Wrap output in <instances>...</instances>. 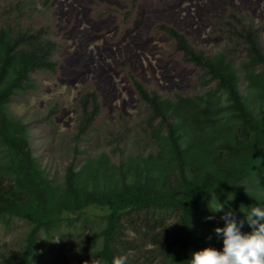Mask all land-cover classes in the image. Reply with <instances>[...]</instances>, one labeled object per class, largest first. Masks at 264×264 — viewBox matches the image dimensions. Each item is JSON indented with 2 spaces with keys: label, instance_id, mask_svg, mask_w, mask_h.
<instances>
[{
  "label": "rangeland",
  "instance_id": "374dc122",
  "mask_svg": "<svg viewBox=\"0 0 264 264\" xmlns=\"http://www.w3.org/2000/svg\"><path fill=\"white\" fill-rule=\"evenodd\" d=\"M131 3L0 0V71L7 54L12 58L0 93L49 43L53 64L29 72L3 111L26 129L34 158L54 186L64 188L75 170L82 172L77 186L88 190L127 194L147 187L186 198L196 179L234 157L240 121L225 87L189 62L177 43L187 42L264 118V0ZM245 29L253 30L255 49ZM136 83L156 107L141 99ZM89 92L97 101L86 100ZM10 160L0 144L1 177ZM246 186L250 200L264 203V162ZM103 216L90 208L80 216L86 225L65 224L63 236L85 226L92 237ZM29 230L22 219L2 218L0 264L18 263ZM61 237L62 231L43 235L45 248ZM141 244L138 261L161 264L153 247Z\"/></svg>",
  "mask_w": 264,
  "mask_h": 264
},
{
  "label": "trees",
  "instance_id": "16d2710c",
  "mask_svg": "<svg viewBox=\"0 0 264 264\" xmlns=\"http://www.w3.org/2000/svg\"><path fill=\"white\" fill-rule=\"evenodd\" d=\"M244 33L243 36L255 49L253 30L245 29ZM177 47L189 62L204 68L225 87L240 121L235 131L234 157L232 149L226 165L196 179L186 198L147 187L127 194L88 190L87 185L77 186L76 180L82 172L75 170L67 176L64 188L54 186L44 177L34 158L26 129L14 126L3 108L17 90L24 89L29 72L53 65L48 58L51 43L45 51H37L27 58L24 69L0 93V144L11 159L10 164L5 165V176H0V221L14 217L30 226L22 256L16 264H91L93 257L97 256H103L105 264H110L113 255L125 254L128 264H141L135 257L142 249L141 242L153 247L152 254L155 260L160 259L161 264H189L188 259L193 252L205 247L222 249L223 246L215 233V228L224 224L221 219L223 213L211 212L210 192L214 191L221 201H227L225 211L231 208L238 218L244 215L240 212L241 207L247 210L257 205L264 206L260 200L249 199L251 196L246 186L264 162V118H257L236 87L196 55L187 42L177 43ZM11 62L12 58L7 54L0 71V88L7 78V67ZM135 88L142 100L157 106V101L142 85L136 83ZM86 100L97 101V96L89 92ZM90 208L105 212L101 228L92 237L86 234L85 226L63 236L65 224L73 227L80 221L86 225L80 216ZM213 215L214 219H208ZM170 219L174 220L172 226L168 225ZM57 231H62V237L49 242L50 247L46 249L43 235L51 238ZM243 231L251 229L245 225ZM131 235L136 238H131Z\"/></svg>",
  "mask_w": 264,
  "mask_h": 264
},
{
  "label": "clouds",
  "instance_id": "9594fccd",
  "mask_svg": "<svg viewBox=\"0 0 264 264\" xmlns=\"http://www.w3.org/2000/svg\"><path fill=\"white\" fill-rule=\"evenodd\" d=\"M209 203L212 213H223L222 227H216L215 233L222 240V249L205 247L195 251L188 259L189 264H264V206L257 205L245 210L241 207L243 218L229 208L227 201H221L214 191ZM229 199V198H228ZM209 216L208 219H214ZM245 225L251 231H243ZM91 264H105L103 256L93 257ZM110 264H128V256L113 255Z\"/></svg>",
  "mask_w": 264,
  "mask_h": 264
}]
</instances>
